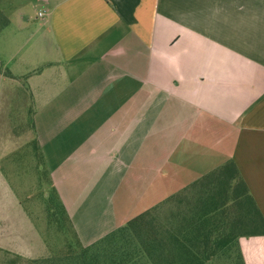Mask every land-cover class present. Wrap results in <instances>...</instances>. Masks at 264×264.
Wrapping results in <instances>:
<instances>
[{
  "label": "crops",
  "instance_id": "0c3cea01",
  "mask_svg": "<svg viewBox=\"0 0 264 264\" xmlns=\"http://www.w3.org/2000/svg\"><path fill=\"white\" fill-rule=\"evenodd\" d=\"M0 7V82L21 84L0 158L35 140L82 245L210 181L239 185L264 233V0ZM28 110L31 130L14 131ZM9 179L0 167V264H31L49 248ZM239 245L264 264V234Z\"/></svg>",
  "mask_w": 264,
  "mask_h": 264
},
{
  "label": "rangeland",
  "instance_id": "374dc122",
  "mask_svg": "<svg viewBox=\"0 0 264 264\" xmlns=\"http://www.w3.org/2000/svg\"><path fill=\"white\" fill-rule=\"evenodd\" d=\"M2 74L7 75L5 67L2 68L0 63V76ZM18 83L0 82L1 120L4 115L11 114L10 104L17 106L20 112L15 114L21 115V102L14 104L7 100L9 97L12 99L16 93L20 95L16 86L20 87L21 84ZM21 108L25 112L26 107ZM29 110V118H24L25 124H16L14 120V131L31 130L32 113ZM24 116L22 112V118ZM25 144L23 150H16L15 154L11 153L5 160L0 158V167L7 171L11 184L44 235L50 255L57 264L58 257L64 260L68 247L77 249L76 239L52 189L47 170L39 158L35 140L31 139ZM214 182L193 186L168 202L163 201L146 213L141 222L124 237H118L112 243L102 246H130L132 249H139L140 245L148 246V254L137 256L142 264H244L240 257L241 247L235 237L262 233L259 216L251 212L250 207L235 200V196L244 194L239 185L229 190L224 181ZM240 199L244 201L245 197ZM222 239L230 240L225 241L228 246H220ZM206 245L209 246L206 248ZM213 248L215 251L208 254ZM30 262L32 264V260Z\"/></svg>",
  "mask_w": 264,
  "mask_h": 264
},
{
  "label": "trees",
  "instance_id": "16d2710c",
  "mask_svg": "<svg viewBox=\"0 0 264 264\" xmlns=\"http://www.w3.org/2000/svg\"><path fill=\"white\" fill-rule=\"evenodd\" d=\"M6 73L7 75L9 74L8 71H6ZM37 153L42 162L39 151H37ZM52 189L54 191L53 187ZM57 200L59 204L61 205L62 211H64L65 217L76 239V245H77V249L71 246L68 247L67 253L64 254L63 256L64 260H61V258L58 257L57 264H67V261H68V264H142V263H139L138 261L139 259L137 258V256L139 254L140 256H143V253L148 254V246L140 245L139 249L137 248L132 249L130 246H125L121 248L116 245L111 246V247H105L102 245L104 244L108 245L112 243V241H114L118 237H124L126 234L129 233L130 229L134 227L135 225L139 224L141 220L147 215L146 213H149L150 211H152V209H149L143 213H140L139 215L126 221L124 224L117 227L113 231L107 233L99 240L85 246V245H82L79 239L77 238L69 222L68 216L65 212L63 205L60 203L58 198ZM256 234H264V233H256ZM241 236L243 235L240 234L235 237L238 244H239V237ZM225 241L229 242L230 240L222 239L220 246H223V248L228 246L227 244H225ZM208 246L209 245H206V248ZM216 248H219V246H217ZM214 249L215 248L211 249L208 254H211L212 252H214L215 251ZM240 254H241L240 257L243 260L242 253ZM40 262L43 264H55V258L50 255V250H49L48 256L32 260L33 264H40ZM243 263H244V260H243ZM176 264H182V263H176Z\"/></svg>",
  "mask_w": 264,
  "mask_h": 264
},
{
  "label": "built area",
  "instance_id": "2783aa9c",
  "mask_svg": "<svg viewBox=\"0 0 264 264\" xmlns=\"http://www.w3.org/2000/svg\"><path fill=\"white\" fill-rule=\"evenodd\" d=\"M38 15H39V16H42V15H43V13H42V12H38Z\"/></svg>",
  "mask_w": 264,
  "mask_h": 264
}]
</instances>
